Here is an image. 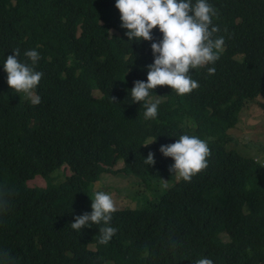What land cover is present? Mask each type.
I'll return each instance as SVG.
<instances>
[{
    "label": "trees",
    "instance_id": "obj_1",
    "mask_svg": "<svg viewBox=\"0 0 264 264\" xmlns=\"http://www.w3.org/2000/svg\"><path fill=\"white\" fill-rule=\"evenodd\" d=\"M208 2L213 38L225 41L220 58L191 70L199 87L190 94L157 86L149 99L161 101L158 115L145 119L130 91L147 81L153 41L128 40L115 0H0V189L11 205L0 213V252L10 264H264V158L227 148L242 110L264 99V0ZM153 37L162 39L158 27ZM16 48L22 62L31 63L28 50L41 57L34 91L46 102L33 110L7 83L4 61ZM182 134L211 137L208 167L191 182L178 179L140 209L119 208L107 245L103 223L71 227L92 211L93 181L165 175L174 160L160 148ZM150 151L154 165L144 162ZM64 163L71 173L55 182ZM38 175L46 185L29 186Z\"/></svg>",
    "mask_w": 264,
    "mask_h": 264
},
{
    "label": "clouds",
    "instance_id": "obj_2",
    "mask_svg": "<svg viewBox=\"0 0 264 264\" xmlns=\"http://www.w3.org/2000/svg\"><path fill=\"white\" fill-rule=\"evenodd\" d=\"M119 10L121 27L129 41L133 39L153 41L151 49L154 62L147 66V81L136 80L130 94L133 102H145V119H155L158 115L159 99H149L150 92L157 86H170L177 95L190 94L199 87L193 79L192 69L215 64L223 50L224 37L213 38L219 31L212 24V18L217 11L208 0H115ZM162 33V39L155 41L153 29ZM13 55H8L4 61L7 73V83L16 93H24L32 105H39L41 97L35 93L43 73L36 70V64L41 59L36 50H28L25 56L31 61L22 62L18 59L20 49L16 48ZM210 75L215 73L214 67L207 69ZM115 101V97H112ZM155 140V139H154ZM154 140L145 143L147 146ZM208 139L196 135L182 134L171 144L162 145L160 151L166 157H171L174 164L170 171L177 174L178 179L191 182L192 178L208 167V157L211 155ZM154 165V153L149 152L145 161ZM10 200L6 190L0 189V213L10 209ZM92 211L75 217L71 227L80 232L84 227L93 224L99 227V243L107 245L118 231L110 226L113 213L118 209L113 197L104 191L94 194L91 204ZM0 264H10L9 254L0 252ZM195 264H214L212 259L201 258Z\"/></svg>",
    "mask_w": 264,
    "mask_h": 264
},
{
    "label": "rangeland",
    "instance_id": "obj_3",
    "mask_svg": "<svg viewBox=\"0 0 264 264\" xmlns=\"http://www.w3.org/2000/svg\"><path fill=\"white\" fill-rule=\"evenodd\" d=\"M242 58V56H239ZM79 76L83 72L77 71ZM93 94L96 97L101 96L97 86L93 85ZM260 103L254 102L251 106L246 107L240 113V119L236 126L230 128L228 133L230 140L227 143L228 149H233L243 155L257 156L264 158V99L259 97ZM46 100L41 97V103ZM30 110L34 105L28 104ZM123 162L120 161L117 167H121ZM71 173L69 165L64 163L55 171L52 176L55 182L64 180ZM178 180L177 174L172 173L170 168L166 174L159 178H136L124 173L109 174L103 173L89 185L90 195L94 199L97 191L109 193L116 202L117 209H140L145 205L156 202L170 187ZM28 185L45 186L46 180L38 175L28 181ZM152 205V204H151Z\"/></svg>",
    "mask_w": 264,
    "mask_h": 264
}]
</instances>
